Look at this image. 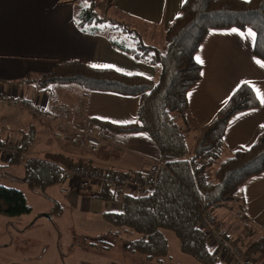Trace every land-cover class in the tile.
<instances>
[{
	"label": "crops",
	"instance_id": "obj_1",
	"mask_svg": "<svg viewBox=\"0 0 264 264\" xmlns=\"http://www.w3.org/2000/svg\"><path fill=\"white\" fill-rule=\"evenodd\" d=\"M184 1L96 0V4L104 7L102 17L97 8L95 10L100 18L132 31L131 38H123L125 49L113 43L117 35L109 22L101 25L97 33L83 31L77 26L76 18L81 8L79 0H0V92L21 96L51 116L69 123L88 120L94 126V133L108 135L110 143L104 145L100 152L91 154L78 147L72 132H65L63 140L55 139L52 131L56 127L52 123H42L26 109L11 105L7 106L17 110L10 115L0 113V142L13 140L20 143L23 136L33 137L25 159L42 160L56 155L73 163L80 161L101 172L134 171L143 178L152 164L160 160L155 142L144 133L127 134L100 126V122L115 125L135 123L139 96L108 91L88 92L76 83H55L43 89L36 81L57 65L67 63L157 79L158 67L149 60L136 57L129 49L138 44L163 50L166 31L180 15ZM254 41L252 30L214 29L206 34L195 54V60L202 66V74L200 81L188 93V123L194 130L213 122L242 84H248L260 102L259 107L238 112L230 118L221 161L236 151L249 149L264 134V62L253 53ZM26 78L33 82H21ZM47 135L56 143L50 142ZM9 162L3 167L13 165ZM219 162L211 168V177ZM15 165L24 168L23 162ZM62 167L68 173L64 164ZM68 175L66 181L52 186H65L66 194L73 197L80 210L85 209L88 214L122 210L120 202L99 198L100 187H85L78 176ZM8 180L22 181L20 176H10ZM92 187L95 192L91 191ZM125 192L131 193L129 190ZM211 214L223 234L234 242L243 243L242 239H246L250 244L262 236L264 172L251 177L243 185L240 202L216 207ZM67 232L76 235L74 231Z\"/></svg>",
	"mask_w": 264,
	"mask_h": 264
},
{
	"label": "trees",
	"instance_id": "obj_2",
	"mask_svg": "<svg viewBox=\"0 0 264 264\" xmlns=\"http://www.w3.org/2000/svg\"><path fill=\"white\" fill-rule=\"evenodd\" d=\"M85 1L87 4L81 7L76 18L77 26L83 31L97 33V29L109 21L96 13V0ZM109 23L117 35L113 43L127 49L123 38L130 37L132 31ZM233 28L255 33L253 53L264 62V0H185L180 15L166 31L163 50L138 44L129 49L136 57L149 60L158 67L157 79L67 63L57 65L36 81L43 89L55 83H76L88 92L139 96L135 123L100 122V126L127 134L148 135L159 149L164 169L151 190L131 194L113 192L103 186L98 196L105 201L121 203L120 212L105 213V218L119 229L115 234L125 233L126 248L130 252L144 255L148 260H161L167 255L168 240L163 231L171 230L183 253L202 264H223L219 249L209 246L208 237L200 227L202 211L240 202L243 185L264 172V134L249 149L220 159L230 118L260 106L248 84L238 87L209 125L196 131L188 123V93L202 74V66L195 60V54L208 32ZM31 81L26 78L21 82ZM179 119L183 124L177 123ZM31 142L32 137L23 136L11 159V164L23 162L25 181L30 188H45L66 181L69 175L62 164L68 169L85 166L80 161L73 163L56 155L42 160L24 159ZM217 162L219 165L211 177L209 172ZM31 211L22 191L0 185V214L18 217ZM244 253L248 264L252 259L257 264H264V234L246 245Z\"/></svg>",
	"mask_w": 264,
	"mask_h": 264
},
{
	"label": "rangeland",
	"instance_id": "obj_3",
	"mask_svg": "<svg viewBox=\"0 0 264 264\" xmlns=\"http://www.w3.org/2000/svg\"><path fill=\"white\" fill-rule=\"evenodd\" d=\"M78 3L81 7L87 4L85 0H79ZM96 5L99 16H104V7H101L100 3ZM15 110H17L15 107L0 106V113L5 115H10ZM39 121L44 123L40 119ZM177 123L183 124V120L179 119ZM38 124L41 125L40 122ZM48 139L56 143L51 136H48ZM190 140L189 137L188 142ZM9 144L16 147L13 152L5 150ZM0 145H2L0 146V185L22 191L32 208L30 214L18 217L0 214V264H202L181 251L179 240L171 230L163 231L168 240V253L161 260H148L144 255L130 252L126 248L125 233L122 231L121 234H115L119 229L109 222L103 213L88 214L85 209L80 210L79 204L73 200V197L66 194L65 186L30 188L25 181L26 175L22 165L13 164L3 167L6 162L10 161L11 164V159L17 153L20 143L7 140L0 142ZM40 149L44 150L42 146ZM29 150L30 146L28 152ZM10 176H20L21 183L8 180ZM94 187L91 188L92 192L96 191ZM67 231H74L76 235ZM244 233L243 231V237ZM242 240L243 243L236 242V244L245 252L246 244H249L250 240ZM221 258L224 264V258L227 259L223 255ZM251 264L257 262L252 259Z\"/></svg>",
	"mask_w": 264,
	"mask_h": 264
},
{
	"label": "built area",
	"instance_id": "obj_4",
	"mask_svg": "<svg viewBox=\"0 0 264 264\" xmlns=\"http://www.w3.org/2000/svg\"><path fill=\"white\" fill-rule=\"evenodd\" d=\"M0 105H11L26 109L30 114L34 115L43 122L52 123L56 129L52 131V137L58 140L65 138V132L74 134L77 145L80 149H84L91 154H96L101 151L104 145L110 143V137L104 133L96 135L94 133L93 124L86 121L69 123L64 119L51 116L45 109L37 104H28L21 96L5 94L0 92ZM16 149L13 145L6 146V151L13 152ZM164 169V163L161 160L155 161L152 164L143 178L137 172L129 171L122 172H101L93 169L90 165L83 168L72 167L68 169V173L72 176H78L82 179L85 185H94L97 187L105 186L113 192H123L129 190L131 194L135 192L151 190L157 184L159 175ZM209 176V174L207 175ZM200 227L208 237L209 246L218 248L221 256L224 258L225 264H248L249 260L245 257V253L236 242L229 239L223 234L220 225L212 216L210 210L202 211ZM223 263V262H222Z\"/></svg>",
	"mask_w": 264,
	"mask_h": 264
},
{
	"label": "snow or ice",
	"instance_id": "obj_5",
	"mask_svg": "<svg viewBox=\"0 0 264 264\" xmlns=\"http://www.w3.org/2000/svg\"><path fill=\"white\" fill-rule=\"evenodd\" d=\"M246 2H249V0H246ZM250 36H254V34L250 33ZM262 66H264V65H262Z\"/></svg>",
	"mask_w": 264,
	"mask_h": 264
}]
</instances>
